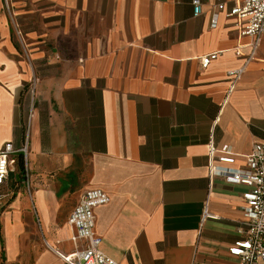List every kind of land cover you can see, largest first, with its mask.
<instances>
[{
  "label": "crops",
  "instance_id": "0c3cea01",
  "mask_svg": "<svg viewBox=\"0 0 264 264\" xmlns=\"http://www.w3.org/2000/svg\"><path fill=\"white\" fill-rule=\"evenodd\" d=\"M200 1L0 0V148L28 139L30 180H9L0 264H63L90 188L119 264H238L248 187L211 185L209 143L236 168L264 144V33L254 51L236 0Z\"/></svg>",
  "mask_w": 264,
  "mask_h": 264
},
{
  "label": "built area",
  "instance_id": "2783aa9c",
  "mask_svg": "<svg viewBox=\"0 0 264 264\" xmlns=\"http://www.w3.org/2000/svg\"><path fill=\"white\" fill-rule=\"evenodd\" d=\"M196 14L200 12V0H193ZM218 9H223L220 3ZM234 16L240 26L241 35H250L254 42L249 44L253 50L258 47L264 33V0H236L228 12ZM216 22V18L214 19ZM218 53H211L201 58L202 66L207 67ZM251 56V54H250ZM244 68L230 71L234 80H238ZM209 179L213 185L216 177H223L228 183L243 184L248 187L243 197L244 224L246 236L234 241L229 251L238 259V264H264V144L255 143L251 153L245 155L246 166L236 168V155L230 150H220L211 139L209 143ZM24 160V175L19 174V157ZM28 139L21 147L13 142H6L0 148V207L10 195L8 183L14 177L15 182H23L30 186L27 166ZM108 193L101 188H90L82 192L78 203L71 212L68 223L73 229L71 241L73 250L64 252L55 249L63 264H119L101 248L102 238L95 231L97 207L109 203ZM213 216L205 203L202 213L203 221Z\"/></svg>",
  "mask_w": 264,
  "mask_h": 264
},
{
  "label": "trees",
  "instance_id": "16d2710c",
  "mask_svg": "<svg viewBox=\"0 0 264 264\" xmlns=\"http://www.w3.org/2000/svg\"><path fill=\"white\" fill-rule=\"evenodd\" d=\"M18 166H19V174L24 175V169H25L24 168V160L21 156L19 157Z\"/></svg>",
  "mask_w": 264,
  "mask_h": 264
}]
</instances>
